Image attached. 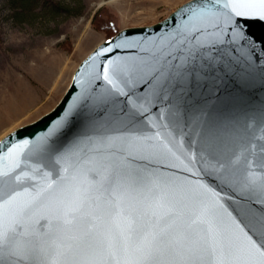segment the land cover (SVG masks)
<instances>
[{
    "label": "snow or ice",
    "instance_id": "6c2138e0",
    "mask_svg": "<svg viewBox=\"0 0 264 264\" xmlns=\"http://www.w3.org/2000/svg\"><path fill=\"white\" fill-rule=\"evenodd\" d=\"M239 6V0H207L197 15L264 20V0H247V11ZM199 47L177 33L148 57L106 66L104 79L112 88H84L73 99L33 145L40 158L35 167L16 152L0 157V264H264V213L242 207L237 218L219 194L209 200L151 167L207 165L240 197L264 204V146L237 166L239 158L227 155L208 131L195 132L185 144L174 132L173 105L162 106L158 130L148 136L133 139L105 129L63 151L48 144L78 108L106 103L113 92L127 95L126 89L147 84L140 107L148 109L178 85L190 87L193 77L199 83L205 77L192 71L195 62L212 60ZM29 173L40 175L41 183L29 186Z\"/></svg>",
    "mask_w": 264,
    "mask_h": 264
},
{
    "label": "water",
    "instance_id": "95a60500",
    "mask_svg": "<svg viewBox=\"0 0 264 264\" xmlns=\"http://www.w3.org/2000/svg\"><path fill=\"white\" fill-rule=\"evenodd\" d=\"M205 2L188 0L159 22L121 29L95 46L78 64L62 97L49 112L0 139V157L16 152L28 161L29 168L35 167L40 158L32 153L33 145L47 136L73 99L84 88L96 93L112 88L104 79L106 66L111 68L148 57L154 48L180 33L197 47L203 44L199 52L212 57L211 61L198 58L192 69L202 72L205 79L197 83L193 77L190 87L180 89L178 85L174 95L158 100L148 109L140 107L147 84L126 89L127 95L113 92L106 103L81 106L62 130L48 138L50 148L53 152L63 151L86 134L103 133L105 129L110 134L133 139L140 134H154L162 106L173 105L171 110L177 113L179 125L174 132L182 133L185 144L195 132L208 131L227 155L239 158L237 166L243 164L245 157L254 158L253 153L264 146V20L246 16H234L232 20L223 16L210 19L198 16L199 5ZM246 3L247 0H239L240 11L248 10L244 7ZM101 49L106 51L97 55ZM151 167L160 168L164 175L181 184L201 190L209 200L219 194L225 210L237 218L242 207L264 213V204L240 197L207 165L194 163L176 168L153 164ZM29 177V186L41 183L40 175L29 173Z\"/></svg>",
    "mask_w": 264,
    "mask_h": 264
},
{
    "label": "rangeland",
    "instance_id": "374dc122",
    "mask_svg": "<svg viewBox=\"0 0 264 264\" xmlns=\"http://www.w3.org/2000/svg\"><path fill=\"white\" fill-rule=\"evenodd\" d=\"M54 1L63 11L16 18L0 0V139L49 112L99 43L159 22L188 0Z\"/></svg>",
    "mask_w": 264,
    "mask_h": 264
},
{
    "label": "trees",
    "instance_id": "16d2710c",
    "mask_svg": "<svg viewBox=\"0 0 264 264\" xmlns=\"http://www.w3.org/2000/svg\"><path fill=\"white\" fill-rule=\"evenodd\" d=\"M7 7L16 18L30 16L34 11H46L55 14L63 11L62 6L54 0H5Z\"/></svg>",
    "mask_w": 264,
    "mask_h": 264
}]
</instances>
